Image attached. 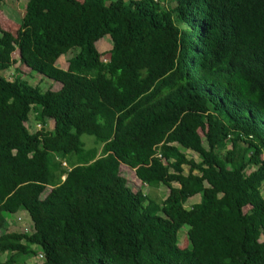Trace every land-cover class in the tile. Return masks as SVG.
<instances>
[{"label":"trees","instance_id":"obj_1","mask_svg":"<svg viewBox=\"0 0 264 264\" xmlns=\"http://www.w3.org/2000/svg\"><path fill=\"white\" fill-rule=\"evenodd\" d=\"M14 64L0 74V264L37 249L42 264H264V0H28L17 34L0 25V72ZM126 169L167 197L134 191ZM22 210L31 233L9 230Z\"/></svg>","mask_w":264,"mask_h":264},{"label":"rangeland","instance_id":"obj_2","mask_svg":"<svg viewBox=\"0 0 264 264\" xmlns=\"http://www.w3.org/2000/svg\"><path fill=\"white\" fill-rule=\"evenodd\" d=\"M28 0H3L1 9H0V25L3 29H8L12 31L13 33L17 34L20 22L24 16L25 12V6ZM97 49L100 52H110L113 43L108 36H105L101 38L96 43ZM77 49L70 50L66 55L62 56L57 60V66L66 68L68 66L69 59L73 57L76 53ZM104 57V56H103ZM110 57L107 55L106 58ZM13 58L18 59V52H15L13 54ZM105 59V58H104ZM107 60V59H106ZM28 73V72H27ZM0 74L4 77H6L9 80H14L16 75H18V71L16 68V65L14 64L11 68H9L6 71H1ZM23 78L27 79L31 84L39 85L42 90L47 89H53L58 90L61 87V84L58 82H54L48 77H44L43 75H40L38 73H34L32 75H23ZM53 121H50L46 124V129L52 130L53 129ZM27 126L29 127L30 131H35L41 128L40 123L36 121L34 112H31L29 122L27 123ZM201 136L204 137V132L200 130ZM82 140L86 145V148H92L95 146L96 139L88 134H85L82 136ZM206 145V143H205ZM188 158H193L196 161L200 162L201 158L199 155L191 150H185L184 151ZM220 154L224 156L225 151H221ZM67 166V164H65ZM184 172L185 174L188 173V166H184ZM122 174L131 182L134 191H142L145 194L149 195L150 197L154 198L155 200H163L167 197L169 193V188L166 186H161L158 189H150L147 185H143L139 180L136 179V176L134 172L129 171L128 169L122 170ZM176 185V184H175ZM262 193L264 195V184L261 188ZM48 192V191H47ZM200 201V195H197L193 198H191L188 203L187 207H191L194 203H197ZM20 217V218H18ZM8 218H13L16 220L18 218V222H13L14 220L11 219L12 225L14 227L15 231L24 232V233H31L33 230V224L31 219L27 218L25 219L22 216V213L18 212L17 214H9ZM188 232V226L183 227L179 232V243L180 246L186 247L189 246V240L187 236ZM264 239V235L262 236V240ZM24 259L20 260L21 264H42L43 263V256L38 251H36V254L33 256H27L23 257ZM6 259L5 255H0V262L4 261ZM23 262V263H22Z\"/></svg>","mask_w":264,"mask_h":264},{"label":"crops","instance_id":"obj_3","mask_svg":"<svg viewBox=\"0 0 264 264\" xmlns=\"http://www.w3.org/2000/svg\"><path fill=\"white\" fill-rule=\"evenodd\" d=\"M69 64V63H68ZM62 68V67H61ZM68 68V66L66 67V68H64L63 67V69H67ZM54 126V125H53ZM20 213H22V216L25 218V219H27V218H29L30 219V217H29V215H28V213H27V211H25V210H22V211H19ZM15 214H17V213H15ZM18 218H20V217H18ZM18 218L16 219V220H14L13 218H9V230L10 231H12V230H14V227L13 226H11L12 225V221H11V219H13L14 221L13 222H18ZM15 231V230H14ZM5 255V257L7 258V254H4ZM6 260V259H5ZM4 260V261H5ZM4 261H2V262H4Z\"/></svg>","mask_w":264,"mask_h":264},{"label":"built area","instance_id":"obj_4","mask_svg":"<svg viewBox=\"0 0 264 264\" xmlns=\"http://www.w3.org/2000/svg\"><path fill=\"white\" fill-rule=\"evenodd\" d=\"M64 165H65V163H64Z\"/></svg>","mask_w":264,"mask_h":264},{"label":"clouds","instance_id":"obj_5","mask_svg":"<svg viewBox=\"0 0 264 264\" xmlns=\"http://www.w3.org/2000/svg\"><path fill=\"white\" fill-rule=\"evenodd\" d=\"M65 163V162H64ZM66 164V163H65Z\"/></svg>","mask_w":264,"mask_h":264}]
</instances>
